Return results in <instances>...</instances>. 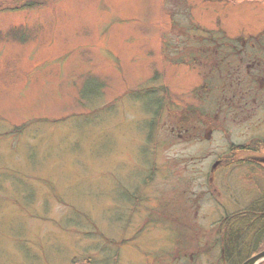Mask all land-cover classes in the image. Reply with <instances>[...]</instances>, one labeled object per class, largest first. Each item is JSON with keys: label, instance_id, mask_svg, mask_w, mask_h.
<instances>
[{"label": "rangeland", "instance_id": "374dc122", "mask_svg": "<svg viewBox=\"0 0 264 264\" xmlns=\"http://www.w3.org/2000/svg\"><path fill=\"white\" fill-rule=\"evenodd\" d=\"M244 37L264 0H0V264H221L264 171L220 160L264 147V96L206 132L221 82L195 60Z\"/></svg>", "mask_w": 264, "mask_h": 264}, {"label": "flooded vegetation", "instance_id": "af4514ba", "mask_svg": "<svg viewBox=\"0 0 264 264\" xmlns=\"http://www.w3.org/2000/svg\"><path fill=\"white\" fill-rule=\"evenodd\" d=\"M250 35L255 34H248L246 37L250 38ZM240 36L239 34L236 38L239 40ZM246 37L240 40L243 44L239 45L224 44L225 41L220 45H211L201 51V56L194 61L198 67L212 69L213 76L221 82L212 85L215 101L218 99V108L224 107L232 121L237 123H250L261 107L264 96V44L259 41L254 44ZM208 74L206 72L204 76ZM220 108L211 119V124L204 114L201 115L209 123L206 132L224 130L218 121ZM261 143L262 140L255 138L247 144H239L236 149H231V156L221 158L220 163L225 159L229 163L248 162L264 171V147L260 146ZM239 153H248L250 158H236Z\"/></svg>", "mask_w": 264, "mask_h": 264}, {"label": "trees", "instance_id": "16d2710c", "mask_svg": "<svg viewBox=\"0 0 264 264\" xmlns=\"http://www.w3.org/2000/svg\"><path fill=\"white\" fill-rule=\"evenodd\" d=\"M187 120L178 125L189 128L194 123ZM216 226L220 244L221 264H241L245 259L264 250V196L243 210L224 215ZM264 264V261L258 263Z\"/></svg>", "mask_w": 264, "mask_h": 264}, {"label": "water", "instance_id": "95a60500", "mask_svg": "<svg viewBox=\"0 0 264 264\" xmlns=\"http://www.w3.org/2000/svg\"><path fill=\"white\" fill-rule=\"evenodd\" d=\"M264 261V250L253 254L249 258H247L245 261L242 262V264H258L260 262Z\"/></svg>", "mask_w": 264, "mask_h": 264}]
</instances>
